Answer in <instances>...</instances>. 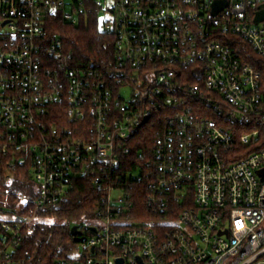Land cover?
I'll return each instance as SVG.
<instances>
[{"label":"built area","instance_id":"built-area-1","mask_svg":"<svg viewBox=\"0 0 264 264\" xmlns=\"http://www.w3.org/2000/svg\"><path fill=\"white\" fill-rule=\"evenodd\" d=\"M216 1L225 6L213 15ZM263 9L0 0V176L33 184L17 207H0V264H43L22 250L31 227L88 175L93 217L53 264H264V83L240 53L244 43L264 58ZM93 10L113 59L80 68L47 25ZM143 128L154 131L149 159L122 173Z\"/></svg>","mask_w":264,"mask_h":264},{"label":"trees","instance_id":"trees-1","mask_svg":"<svg viewBox=\"0 0 264 264\" xmlns=\"http://www.w3.org/2000/svg\"><path fill=\"white\" fill-rule=\"evenodd\" d=\"M47 31L49 38L61 41L65 52L70 54L73 63L80 68L91 64L105 67L113 59V36L101 29L94 10L86 16L81 15L77 24L65 22L60 17L51 18ZM242 46L245 49L240 50V53L245 52L249 56L247 58H251L245 60V63L251 64L260 72L264 83V58L254 55L244 43ZM153 135L152 129L143 128L131 137V153L126 157L130 165L125 164L122 173L133 170L134 164L149 159L145 151L152 147ZM139 151L141 156L137 155ZM9 183L14 184L13 190L7 188ZM23 184L32 185L28 178L15 177L6 183L0 176V207L15 208L22 196L32 192L31 188L24 187ZM131 185V188L136 189L133 190L135 194L144 190L141 183L134 182ZM143 194L146 192L144 191ZM96 199L97 192L92 176L77 179L74 191L67 199L45 210L40 222L31 227L22 250L34 259H41L43 264H53L56 260L69 258L70 251L74 247L70 229L93 217ZM137 200H135L136 206L144 210L146 208L144 200Z\"/></svg>","mask_w":264,"mask_h":264},{"label":"water","instance_id":"water-1","mask_svg":"<svg viewBox=\"0 0 264 264\" xmlns=\"http://www.w3.org/2000/svg\"><path fill=\"white\" fill-rule=\"evenodd\" d=\"M225 6V2L224 1H216L213 4V8H212V14L215 15L217 14L220 10H222ZM264 19V9L258 13L256 19H255V24L259 23L260 21H262ZM70 235L73 238V242L74 243H79L81 242V238H79L78 236L80 235V232L78 230L77 226H72L70 229ZM116 264H123V261L121 259H118L116 261ZM140 264L141 261H140Z\"/></svg>","mask_w":264,"mask_h":264},{"label":"rangeland","instance_id":"rangeland-1","mask_svg":"<svg viewBox=\"0 0 264 264\" xmlns=\"http://www.w3.org/2000/svg\"><path fill=\"white\" fill-rule=\"evenodd\" d=\"M109 17V16H108ZM102 20H103V18H102ZM122 93H123V95L126 97V98H128L129 96H130V92H129V90L128 89H125V90H122ZM24 185V187H27V188H31V191L33 190V184L31 185V184H23ZM7 188L8 189H10V190H13V188H14V184H8V186H7Z\"/></svg>","mask_w":264,"mask_h":264}]
</instances>
